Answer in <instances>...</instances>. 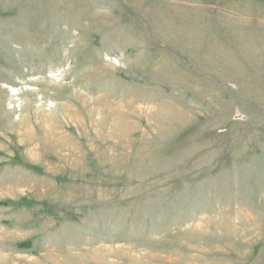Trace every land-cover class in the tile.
Instances as JSON below:
<instances>
[{
    "label": "rangeland",
    "instance_id": "374dc122",
    "mask_svg": "<svg viewBox=\"0 0 264 264\" xmlns=\"http://www.w3.org/2000/svg\"><path fill=\"white\" fill-rule=\"evenodd\" d=\"M0 264H264V0H0Z\"/></svg>",
    "mask_w": 264,
    "mask_h": 264
},
{
    "label": "bare ground",
    "instance_id": "6f19581e",
    "mask_svg": "<svg viewBox=\"0 0 264 264\" xmlns=\"http://www.w3.org/2000/svg\"><path fill=\"white\" fill-rule=\"evenodd\" d=\"M14 91H16V89H14Z\"/></svg>",
    "mask_w": 264,
    "mask_h": 264
}]
</instances>
